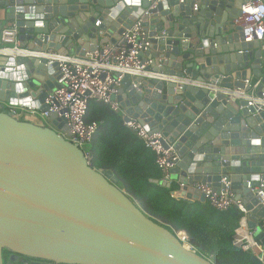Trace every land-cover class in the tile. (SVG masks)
Returning a JSON list of instances; mask_svg holds the SVG:
<instances>
[{
  "label": "water",
  "instance_id": "water-1",
  "mask_svg": "<svg viewBox=\"0 0 264 264\" xmlns=\"http://www.w3.org/2000/svg\"><path fill=\"white\" fill-rule=\"evenodd\" d=\"M242 2L0 0L21 47L41 55L0 56V100L47 110L60 71L44 55L83 56L125 43L123 34L141 21L150 43L143 64L152 62L146 74L122 80L125 120L138 119L173 146L180 199L205 202L198 183L217 189L231 181L264 243V204L255 191H264V110L235 93H250L249 79L259 81L263 97L264 71L259 42L244 41L234 24ZM45 121L14 118L0 104V264H214L148 216L112 172L93 168L59 132L67 128L57 113Z\"/></svg>",
  "mask_w": 264,
  "mask_h": 264
},
{
  "label": "built area",
  "instance_id": "built-area-1",
  "mask_svg": "<svg viewBox=\"0 0 264 264\" xmlns=\"http://www.w3.org/2000/svg\"><path fill=\"white\" fill-rule=\"evenodd\" d=\"M150 1L155 6L159 1L164 0ZM178 1L183 3L185 0ZM234 24L242 29L244 41L259 42L260 49L264 52V0H243L240 13L234 19ZM145 35L146 32L141 27V21H137L123 34L122 38L126 40L125 43L120 41L115 44H104L94 51H87L83 56L55 53L44 55L49 58L50 64L57 61L60 71V87L45 99L44 105H48L47 110L34 106L6 104L1 100L0 104H4L12 116L17 119H21L23 110L39 113L44 122L51 113H57L61 121H64V127L67 128V130L63 128L59 132L82 149L90 162L91 143L99 125L97 122H87L86 115L90 102L104 103L114 111L120 112L125 125L155 152L156 162L163 174L161 180L170 185L174 181L171 177V169L175 167L179 158L177 152L173 146L165 145V137L162 133L150 132L138 119L130 118L126 121L125 109L117 99L123 78L127 75L134 77L146 74L144 67L152 62L148 58L143 64L144 59L141 55L148 50L150 45L149 42L143 41ZM140 38H142L141 41ZM0 56L17 58L41 55L21 47L18 29L12 22L0 21ZM262 67L264 71V64ZM245 84L252 85L253 90L250 93H246L243 89H238L235 93L238 96H247L251 105L258 104V107L264 110V96L259 97L256 91L259 81L253 84L251 80L247 79ZM179 185L178 197L181 195L183 186ZM249 187H251L250 183ZM196 188L205 195L206 200L215 209L226 211L236 206L243 212L239 226L235 231L233 244L243 251L253 252L264 262L260 242L254 236L256 229H251L249 226L250 213L243 200L236 199V192L231 187V181L223 178L217 189L213 183H198ZM255 191L260 202L264 204V191L260 188H256Z\"/></svg>",
  "mask_w": 264,
  "mask_h": 264
},
{
  "label": "trees",
  "instance_id": "trees-1",
  "mask_svg": "<svg viewBox=\"0 0 264 264\" xmlns=\"http://www.w3.org/2000/svg\"><path fill=\"white\" fill-rule=\"evenodd\" d=\"M0 21H7L1 9ZM86 121L99 125L91 143V166L112 172L118 186L154 221L175 234L185 232L184 241L214 264H264L253 252L233 244L243 216L239 208L220 211L207 200L186 201L177 196L176 181L169 186L154 181L163 176L156 154L125 125L120 112L92 101Z\"/></svg>",
  "mask_w": 264,
  "mask_h": 264
},
{
  "label": "crops",
  "instance_id": "crops-1",
  "mask_svg": "<svg viewBox=\"0 0 264 264\" xmlns=\"http://www.w3.org/2000/svg\"><path fill=\"white\" fill-rule=\"evenodd\" d=\"M0 9L2 11H4L3 8H0ZM261 63H262V66H263V64H264V52H262V61H261ZM262 69H263V67H262ZM21 120L29 121V122L36 123V124H42L44 122L43 118L40 116L39 113H32V112H28V111H25V110H23L21 112ZM249 222H250V218H249ZM259 242H260V245H261L262 253L264 255V243H262L260 240H259Z\"/></svg>",
  "mask_w": 264,
  "mask_h": 264
},
{
  "label": "bare ground",
  "instance_id": "bare-ground-1",
  "mask_svg": "<svg viewBox=\"0 0 264 264\" xmlns=\"http://www.w3.org/2000/svg\"><path fill=\"white\" fill-rule=\"evenodd\" d=\"M178 234L180 235V237L182 239H184V233L183 232H179ZM185 243H186V246H189V244L186 241H185Z\"/></svg>",
  "mask_w": 264,
  "mask_h": 264
},
{
  "label": "flooded vegetation",
  "instance_id": "flooded-vegetation-1",
  "mask_svg": "<svg viewBox=\"0 0 264 264\" xmlns=\"http://www.w3.org/2000/svg\"><path fill=\"white\" fill-rule=\"evenodd\" d=\"M5 254H6V252L4 253V258H5V256H6ZM47 263H49V264H60V263H56V262H48V261H47Z\"/></svg>",
  "mask_w": 264,
  "mask_h": 264
}]
</instances>
